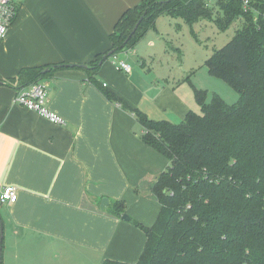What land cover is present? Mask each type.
Segmentation results:
<instances>
[{
	"label": "crops",
	"instance_id": "crops-1",
	"mask_svg": "<svg viewBox=\"0 0 264 264\" xmlns=\"http://www.w3.org/2000/svg\"><path fill=\"white\" fill-rule=\"evenodd\" d=\"M13 1L16 15L0 41V191L13 186L17 199L0 201L1 262L135 263L145 235L131 219L149 222L136 213V198L155 199L151 187L169 161L141 140L134 112L120 102L173 123L189 111L201 113L194 88L178 85L168 70H144L154 50L180 52L155 25L165 15L177 31L178 17L158 15L137 42L116 52L130 72L108 56L90 75L91 62L112 46L117 21L142 0ZM35 66H54L41 80L47 108L64 124L12 102L29 85L19 71ZM103 197L109 203L100 208ZM115 200L124 201L130 220L108 210Z\"/></svg>",
	"mask_w": 264,
	"mask_h": 264
},
{
	"label": "trees",
	"instance_id": "trees-1",
	"mask_svg": "<svg viewBox=\"0 0 264 264\" xmlns=\"http://www.w3.org/2000/svg\"><path fill=\"white\" fill-rule=\"evenodd\" d=\"M160 14L180 17L190 26L211 20L221 30L233 20L242 22L205 60L208 71L239 97L233 104L216 94L205 101L204 91L194 88L201 113L189 111L173 123L153 120L104 91L134 112L141 140L169 164L151 187L159 204L155 221L143 225L131 219L145 235L138 260L100 264H264V0H249L246 7L242 0H142L117 21L107 52L133 45ZM107 52L91 62L90 75ZM45 68L51 69L28 67L18 74L30 84L47 74ZM108 210L121 216L125 203L115 200Z\"/></svg>",
	"mask_w": 264,
	"mask_h": 264
},
{
	"label": "rangeland",
	"instance_id": "rangeland-1",
	"mask_svg": "<svg viewBox=\"0 0 264 264\" xmlns=\"http://www.w3.org/2000/svg\"><path fill=\"white\" fill-rule=\"evenodd\" d=\"M159 20L155 24L156 27L161 31H166L164 35L173 46L179 48L180 52H175L170 46L166 52L154 50L153 65L150 66L149 60L146 62L144 70L147 71L148 68H152V71L168 70L178 85L189 86L192 90L193 88L202 89L206 94L207 101L216 94L228 104L236 103L239 97L238 91L222 78L212 75L205 65V60L215 49H219L235 35L242 22L239 19L233 20L227 28L221 30L211 20L198 19L190 26L178 17L176 21L181 26L176 31L173 28L174 22L169 17L161 15ZM171 28L173 29L169 33ZM158 209L156 198H136V213H141L149 219L147 225H151L155 221ZM125 213L128 214L126 211ZM129 215L132 216V214ZM137 260L138 258H136Z\"/></svg>",
	"mask_w": 264,
	"mask_h": 264
},
{
	"label": "built area",
	"instance_id": "built-area-1",
	"mask_svg": "<svg viewBox=\"0 0 264 264\" xmlns=\"http://www.w3.org/2000/svg\"><path fill=\"white\" fill-rule=\"evenodd\" d=\"M211 1V0H207ZM243 7L249 5V0H242ZM17 11V4L13 0H0V41L6 35V32L14 19ZM257 20V19H255ZM114 65L118 70L125 73L130 72L131 66L123 59H117L116 53L111 55ZM48 94V85L43 80H37L27 86L19 88L12 102L35 111L40 116L50 120L55 124H64V119L57 113L49 110L46 106ZM17 199L16 188L13 186L3 187L0 191V201L13 203Z\"/></svg>",
	"mask_w": 264,
	"mask_h": 264
},
{
	"label": "water",
	"instance_id": "water-1",
	"mask_svg": "<svg viewBox=\"0 0 264 264\" xmlns=\"http://www.w3.org/2000/svg\"><path fill=\"white\" fill-rule=\"evenodd\" d=\"M141 19V18H140ZM140 19L135 23V25L133 26V28H132V30H131V32L129 33V35H128V37H127V39L134 33V31L136 30V28H137V26H138V24H139V22H140ZM116 49H112V50H110L109 52H107V54H106V58L108 57V56H110L114 51H115ZM67 66H79V67H86V64H66ZM49 70V68H45L44 70H43V73H46L47 71ZM108 203H109V200H108V198H106V197H103V198H101V202H100V208H104V206L105 205H108ZM121 219L122 220H130V216H128V214H126V213H123L122 215H121ZM2 240H3V224H2V222H1V220H0V261H1V252H2Z\"/></svg>",
	"mask_w": 264,
	"mask_h": 264
}]
</instances>
